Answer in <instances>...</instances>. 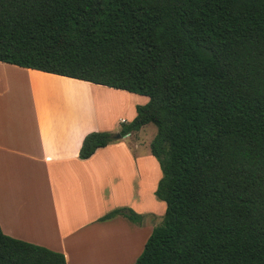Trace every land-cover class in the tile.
Instances as JSON below:
<instances>
[{"label": "trees", "instance_id": "trees-1", "mask_svg": "<svg viewBox=\"0 0 264 264\" xmlns=\"http://www.w3.org/2000/svg\"><path fill=\"white\" fill-rule=\"evenodd\" d=\"M0 62L148 97L118 132L156 127L165 211L134 264H264V0H0ZM0 264L66 262L0 228Z\"/></svg>", "mask_w": 264, "mask_h": 264}, {"label": "crops", "instance_id": "crops-1", "mask_svg": "<svg viewBox=\"0 0 264 264\" xmlns=\"http://www.w3.org/2000/svg\"><path fill=\"white\" fill-rule=\"evenodd\" d=\"M73 85L127 102L107 114L54 90ZM147 102V96L0 62L3 234L59 252L66 264H133L136 242L144 247L153 215L165 211L154 194L159 163L147 157L139 135L148 124L88 159L78 152L86 134L117 132ZM127 206L141 214L140 225L121 216L103 219Z\"/></svg>", "mask_w": 264, "mask_h": 264}, {"label": "rangeland", "instance_id": "rangeland-1", "mask_svg": "<svg viewBox=\"0 0 264 264\" xmlns=\"http://www.w3.org/2000/svg\"><path fill=\"white\" fill-rule=\"evenodd\" d=\"M41 87H45V86L42 84ZM54 90L58 91V93L60 95L62 94V95L69 97V98L82 100L90 108L95 109L97 111L105 110V112L107 111V114L112 113V111H115L119 106H123L127 102L125 97L122 98V97H118L117 95L112 96L109 93L108 94L107 93L102 94L103 91H96V90L93 91V90L86 89L83 87L79 88L78 86H74V85L70 86V87H61V89H60V86H57V88H55ZM127 123H129V122H127ZM120 128H121V125L118 126V129L116 130L117 132H115V133L109 132V133H111L114 136V135L118 134ZM146 130L147 131H145L144 133L141 132L142 134L139 133V135L141 137L140 139H143V142L146 143L147 157L152 158L155 162L158 163L157 159L152 157V155L150 153V149H149V144L153 140V138L156 134V127L152 124H148L146 127ZM120 138H122V137L120 136ZM123 142L128 146V140H124ZM146 150L144 149V152ZM142 151L143 150H141L140 152H142ZM118 209H128V210L132 211L135 215L141 216V214H139L137 211H134L133 209H131V207H128V206L127 207H121ZM162 216H163V214L162 215H153V217H152L153 218L152 219V222H153L152 229H153L154 225L158 224L161 221ZM131 223H133L135 225H140L141 220L139 223H134V222H131ZM142 250H143V246H141V243L136 242V244L134 246V251L136 252V257L134 258L135 261L140 256Z\"/></svg>", "mask_w": 264, "mask_h": 264}, {"label": "water", "instance_id": "water-1", "mask_svg": "<svg viewBox=\"0 0 264 264\" xmlns=\"http://www.w3.org/2000/svg\"><path fill=\"white\" fill-rule=\"evenodd\" d=\"M113 137H114V139H119L120 138V135L119 134H116Z\"/></svg>", "mask_w": 264, "mask_h": 264}, {"label": "bare ground", "instance_id": "bare-ground-1", "mask_svg": "<svg viewBox=\"0 0 264 264\" xmlns=\"http://www.w3.org/2000/svg\"><path fill=\"white\" fill-rule=\"evenodd\" d=\"M115 101V100H114ZM112 102V101H111ZM113 103V102H112Z\"/></svg>", "mask_w": 264, "mask_h": 264}]
</instances>
